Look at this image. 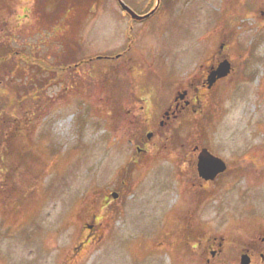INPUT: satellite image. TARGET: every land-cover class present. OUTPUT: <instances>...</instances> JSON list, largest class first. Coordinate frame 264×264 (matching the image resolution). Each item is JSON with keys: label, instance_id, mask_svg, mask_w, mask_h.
<instances>
[{"label": "rangeland", "instance_id": "obj_1", "mask_svg": "<svg viewBox=\"0 0 264 264\" xmlns=\"http://www.w3.org/2000/svg\"><path fill=\"white\" fill-rule=\"evenodd\" d=\"M122 2L148 17L0 0V264H241L264 218L263 165L237 171L264 154V0ZM224 59L197 112L137 115L140 90L195 89ZM194 142L232 164L206 190L181 156Z\"/></svg>", "mask_w": 264, "mask_h": 264}, {"label": "flooded vegetation", "instance_id": "obj_2", "mask_svg": "<svg viewBox=\"0 0 264 264\" xmlns=\"http://www.w3.org/2000/svg\"><path fill=\"white\" fill-rule=\"evenodd\" d=\"M219 61L220 60H215L208 65V69H207L206 74L204 75V78L200 80L199 85H197L195 89L191 88V85H193V83H188L186 87H185V84H181V85H177L176 88L174 87L173 89H171L170 92L167 93L163 97L156 94L151 89L140 90L137 95V99H136V104H138V114L137 115L138 116L140 115L143 118V120L146 121L147 124L152 119H154L152 123L153 125H155V123L158 121V126H165V125L167 126L171 118L176 119L183 112H188L189 110L197 112V106H200L202 104L203 99L197 96L196 93H198L199 90L202 89V93L204 94L206 92L214 90L218 85H220V81L222 80V77L216 78L215 81L211 85H209V80H208L210 71L214 70L217 67ZM230 71H231V66H230ZM156 107H157V111L161 115L160 118H157V119L152 118V110L156 109ZM151 133L153 132H148V134H151ZM148 134H147V137H149ZM147 137L146 135H143V133H141L139 136V143L137 144L146 145L145 142L147 141ZM156 143L157 142H153V144H156ZM202 147H206V146H201L199 143L194 142L192 143L191 151L184 152L183 154H181V156L185 161H187L186 171L191 172L192 174H195L196 183H198L200 187H204V190H206L205 186L211 180H205L199 177L198 172H197V155H198L199 149H201ZM137 149L139 153L135 155L136 159H138L141 156L142 151H146V148H142L140 146H138ZM259 150L261 149L257 147H253V148L251 147L250 150H248V152L241 154L242 161L249 162L250 166H252V164L255 165V168L251 169V168L242 166L243 168L237 169V171H241V172H238L240 176L248 175L254 172L255 169H258L261 165H263L262 170H264V154L261 155L262 158L256 157L258 156V154H260ZM224 161L226 163V169L224 170V172H227L232 168V164L226 160ZM224 172L220 174H223ZM3 174H5V170L2 167L0 168V177H2ZM219 175H217L215 179ZM122 184H123V179H122ZM261 212H256V214L252 213V217H251L252 222H253V219H255V215L258 216ZM258 218L261 220H259V222H256V224L252 226V229H251L252 236L248 239L249 241L248 246L244 248L245 250L244 252L249 256V259H250L249 264H257V263L264 264V218L262 217H258ZM89 228H92V226L90 225ZM216 252L217 250L216 251L212 250V255H215ZM218 252H221V250L219 249Z\"/></svg>", "mask_w": 264, "mask_h": 264}, {"label": "water", "instance_id": "obj_3", "mask_svg": "<svg viewBox=\"0 0 264 264\" xmlns=\"http://www.w3.org/2000/svg\"><path fill=\"white\" fill-rule=\"evenodd\" d=\"M121 6L127 12L131 14L134 18H142L144 16H138L135 14L128 6L121 2ZM146 14L145 16H147ZM230 70L229 61L224 59L222 60L216 69L212 70L208 76L209 85H211L217 77H222L227 75ZM151 134H148L150 136ZM226 164L225 162L218 156H215L207 148L200 149L198 153V160H197V171L200 177L203 179H214L218 173H221L225 170ZM113 197L117 196V193H112ZM241 264H249V257L247 254L241 255L240 258Z\"/></svg>", "mask_w": 264, "mask_h": 264}]
</instances>
